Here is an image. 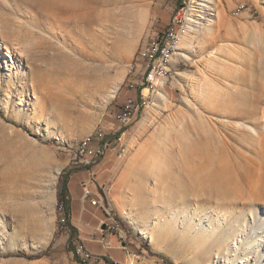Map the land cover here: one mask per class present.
<instances>
[{
  "label": "rangeland",
  "instance_id": "1",
  "mask_svg": "<svg viewBox=\"0 0 264 264\" xmlns=\"http://www.w3.org/2000/svg\"><path fill=\"white\" fill-rule=\"evenodd\" d=\"M29 1L38 7L0 0V45L18 51L11 59L0 54V187L19 186L14 215L0 211V264H79L73 250L82 242L78 233L69 244L57 183L63 170L73 175L77 224L78 181L89 173L74 164V152L84 138L104 133L112 150L90 172L97 194L108 196L109 215L93 207L105 220L96 223L95 238L121 241L128 264H264V0H212L215 17L188 16L170 72L157 80L160 95L149 90L117 142L114 113L128 97L139 102L148 65L142 52L169 24L172 2L70 0L79 15L72 23L40 7L59 8L54 0ZM89 17L95 62L81 55ZM44 62L42 74L57 83L38 102L24 80ZM1 188L0 210L10 205ZM39 188L54 192L44 225L25 207L38 200ZM83 231L93 239L92 227Z\"/></svg>",
  "mask_w": 264,
  "mask_h": 264
},
{
  "label": "bare ground",
  "instance_id": "2",
  "mask_svg": "<svg viewBox=\"0 0 264 264\" xmlns=\"http://www.w3.org/2000/svg\"><path fill=\"white\" fill-rule=\"evenodd\" d=\"M54 1L56 4L59 5V8H56V6L54 4H47L46 6L40 5V7L45 8V10L56 9L57 10L56 11L57 18H60L63 16H68V17H70V22H72V21H73L72 23L79 22L78 9L71 7V1L70 0H54ZM170 1L172 3H176V0H170ZM23 3L30 5L32 7H35V6L38 7L35 3L30 2L29 0H23ZM67 5H69L70 8H68ZM41 8H39V9L42 10ZM215 14H216V12H215L214 7L212 6V0H182V6H181V9L178 11L177 21H176V24L174 26V33H172V35H171V40H167V47H164L162 49V52L160 53V60L161 61H156V64L154 66H152V68H151V75L148 76V87H147V90H144L145 95H148L149 90H153L154 87H155V95H158V96L160 95L158 91L156 92V90L160 85L159 83H161V82L157 81V80L160 78H164L170 72L169 64H170V62L172 60V56L175 52V46H176V44L179 40L180 34H181L180 31L182 32L183 23H185L187 20H189L188 16H193V17H198L200 19H209L210 20L213 17H215ZM39 15H41V12L33 15L32 18L35 20V18L39 17ZM83 19L86 22L87 27H88L87 28V32H88L87 36H88L89 42H88L87 47L90 51L87 48H84L81 51V55L86 56V58H88L89 60H93L95 62L96 61V55L94 53H92V51L94 52V50H95V47H94L95 41H93V42L91 41L94 39V35H96L95 29L92 28V26L95 24V19L93 17H89L87 19L83 18ZM60 26H62V25L59 24V27ZM1 37L4 38L3 34H1ZM124 43H125V41L123 39L121 41L120 47H123ZM152 43H157V35H156L155 40ZM17 44H21L19 42V40H17ZM181 46L182 45L180 43V47ZM3 50H5V52H2ZM17 52L18 51L15 49L11 50L7 45H4V46L0 45V54L2 53L3 55H6L10 59H11V56L14 57V55L15 56L18 55ZM19 54H20V51H19ZM152 56H154V49H147V51L142 52V57L146 58L148 60V65L151 62ZM50 58H53V57L47 56L46 60L50 59ZM23 59L24 60L30 59V57H29V55L25 54V55H23ZM43 64H46V62L41 63V65L40 64L36 65V68H34L36 70H31L30 77L27 76L26 79L24 80V85L26 87L28 85H31L32 90L34 91L35 101H38V102L45 101L46 99H48L47 97L49 95L50 88L57 83L56 79H47L45 73L42 74ZM148 65H147V69H148ZM147 69H146V72L144 73L143 78L145 77V75L148 74ZM152 105H153V103L150 104V107ZM20 138L21 139H19V140H22L24 142V145H30L29 143H27L25 141V139H23L22 137H20ZM90 143H91V137L88 136V137H86L80 141V143L77 146V149L78 148L79 149H86V147L89 146ZM31 155L35 160H37L40 163L43 162L45 159L44 153L40 150H37L35 147H32ZM17 174L16 173L12 174L11 176H9V179L14 180L17 177ZM38 186H39V184H38ZM39 187H41V186H39ZM41 188H39V189H41ZM1 189H3V188H1ZM17 189H19V186H16V185H13V187L7 188L6 190L3 189V193H6V194H4L5 198H6V202L7 203L9 202L8 204H10V205L6 206V207L4 206L2 208V210H0L2 213L3 212H6V213L10 212L11 216L14 215L13 210L11 208V206H12L11 200H13V196H14ZM17 192L19 193V191H17ZM18 193H16V194H18ZM34 193H36V192H33V194ZM31 194L32 193H30V195ZM53 194H54V192H52V193L50 192L49 195H45V193L42 190L41 193L39 194L38 200L36 199L37 201L28 200V205L25 206V207H28V210L30 211L32 216H34L43 225L45 223H47V221H46L47 215L45 213V208L47 207V205L49 203L54 202ZM97 198L98 199H96V207L100 206V207L104 208V206H106L105 202L108 199L106 192L104 190H102V192L99 193V195H97ZM60 208H61V206H60ZM106 209H107V212L109 215L108 207H106ZM60 221L62 223L63 218ZM1 226H2V223H1ZM140 235L143 236V234H140ZM0 236L4 239L6 238L5 234L1 233V232H0Z\"/></svg>",
  "mask_w": 264,
  "mask_h": 264
},
{
  "label": "built area",
  "instance_id": "3",
  "mask_svg": "<svg viewBox=\"0 0 264 264\" xmlns=\"http://www.w3.org/2000/svg\"><path fill=\"white\" fill-rule=\"evenodd\" d=\"M169 6L172 12L170 22L164 30L156 33L157 43H150L148 48L154 49V56H152L151 62L148 65V74L145 75L143 79H141L140 86L138 88L140 95L139 102L131 97H128L122 103L118 112L114 113V120L119 125L115 134L116 138L114 142H117L119 139H121L125 126L129 124V121L132 120L135 112L139 110L141 103H146L148 95L144 94V90H147L148 87V76L151 75V68L156 64V61H161L160 53L164 47H167V40H171V35L174 33V26L177 21L178 11L182 6V0H176V3H169ZM236 11L239 13L240 8H237ZM112 144L113 141L110 140L105 133L104 135H94L91 136V143L86 147V149L78 148L74 152V164L78 167H82L89 173V177L79 183L81 189L80 205L82 210L85 204H89L91 207L97 208V184L95 183L94 173L90 172V169L103 162V160L106 158L107 152L112 150ZM102 209L108 215L106 206H104ZM60 211L62 212L63 216H65L62 207ZM65 223L66 217H63L62 224ZM106 228L110 230L113 229V226L111 224H106ZM104 246L107 250L110 249V245H107V242L104 243ZM75 252L79 258V264H94L93 262L96 261V256L86 252L80 244L76 245Z\"/></svg>",
  "mask_w": 264,
  "mask_h": 264
},
{
  "label": "crops",
  "instance_id": "4",
  "mask_svg": "<svg viewBox=\"0 0 264 264\" xmlns=\"http://www.w3.org/2000/svg\"><path fill=\"white\" fill-rule=\"evenodd\" d=\"M72 179H73V175H70L69 180H68V191H69L70 198H71L70 186H71V180ZM84 179H82L81 181H83ZM81 181H78V183H80ZM97 195H99V193ZM87 205H88L87 208H85V206H84L83 210H82V208L79 209V211H80L79 212V218H78V223L76 224L74 222V219H73L72 198L70 199V208H71L70 209V224L77 230V233H79V238H80V240L82 242L81 246L89 254L97 256L99 258H101V257L103 258L104 261L103 260H99L98 262H96V264H109L108 260H107V257H105L108 254H109V257L112 259V263L113 264H128V260H129L128 259V255L130 253L126 249V247L122 246L121 241H117L113 237H109V240H106V237L103 236L102 233H100L98 238L94 237L95 235H97L96 232H95L96 223L98 222V224L102 225V223L105 220L101 219L102 215L93 212V210H94L93 207H91L89 204H87ZM99 207H97V208H99ZM86 212L89 213V215L91 217L90 218L91 220L84 221L83 217H84V213H86ZM103 214H104V212H103ZM84 225L92 227V230H93V237L92 238L93 239H88L87 237H85L84 234H86L87 232L83 231L84 230ZM87 235H88V233H87ZM119 237H121V236H119ZM106 242H107V245H110L109 251L104 246V243H106ZM88 244H90V245L99 244L102 250L99 251V252H97L95 250H92L88 246ZM112 251H115V253H112ZM93 263H95V262H93Z\"/></svg>",
  "mask_w": 264,
  "mask_h": 264
},
{
  "label": "trees",
  "instance_id": "5",
  "mask_svg": "<svg viewBox=\"0 0 264 264\" xmlns=\"http://www.w3.org/2000/svg\"><path fill=\"white\" fill-rule=\"evenodd\" d=\"M147 71H148V69H147ZM138 91H139V89H138ZM70 175H71L70 173H67V172H65V170H63L59 176V180L57 183V201H58L57 206H58V208L60 206L62 207L63 213L66 217V223L64 225H65V227H68L69 231H70L69 244H70V241L72 239H74L75 236L78 234L77 230L70 224V209L71 208H70V198H69V191H68V180H69ZM73 253L76 255L75 248L73 250ZM78 260H79V258H78ZM163 261H164V264H171L167 260H163Z\"/></svg>",
  "mask_w": 264,
  "mask_h": 264
}]
</instances>
